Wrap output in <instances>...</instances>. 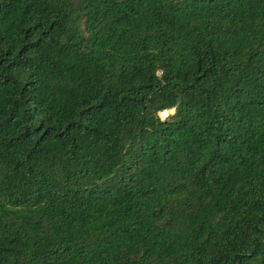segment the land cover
<instances>
[{
    "label": "trees",
    "instance_id": "1",
    "mask_svg": "<svg viewBox=\"0 0 264 264\" xmlns=\"http://www.w3.org/2000/svg\"><path fill=\"white\" fill-rule=\"evenodd\" d=\"M0 264H264V0H0Z\"/></svg>",
    "mask_w": 264,
    "mask_h": 264
},
{
    "label": "rangeland",
    "instance_id": "2",
    "mask_svg": "<svg viewBox=\"0 0 264 264\" xmlns=\"http://www.w3.org/2000/svg\"><path fill=\"white\" fill-rule=\"evenodd\" d=\"M172 112H173L172 110H170V111L166 110V111L160 113L161 116L159 114H158V116H159L160 119L163 120L166 117L170 116L172 114Z\"/></svg>",
    "mask_w": 264,
    "mask_h": 264
}]
</instances>
